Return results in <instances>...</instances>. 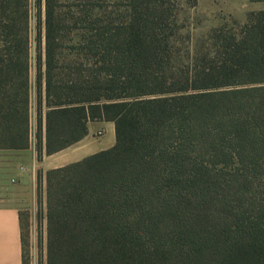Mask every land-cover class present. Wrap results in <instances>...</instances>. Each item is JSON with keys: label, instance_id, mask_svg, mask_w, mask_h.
<instances>
[{"label": "trees", "instance_id": "1", "mask_svg": "<svg viewBox=\"0 0 264 264\" xmlns=\"http://www.w3.org/2000/svg\"><path fill=\"white\" fill-rule=\"evenodd\" d=\"M62 1H32L31 57L30 0H0V150L34 141L41 161L114 125L110 149L37 173L46 264H264V10L181 71L162 66V0H128L123 20ZM161 80L182 87L146 98Z\"/></svg>", "mask_w": 264, "mask_h": 264}, {"label": "rangeland", "instance_id": "2", "mask_svg": "<svg viewBox=\"0 0 264 264\" xmlns=\"http://www.w3.org/2000/svg\"><path fill=\"white\" fill-rule=\"evenodd\" d=\"M32 1L29 2L31 57L34 52V9ZM162 1L168 10V22L174 26L173 29L166 31L168 41L172 43L171 52L173 55H170L165 61L163 60L162 66L170 65L181 71H186L185 61L194 52L207 53L216 48L217 43L208 39L210 33L218 30L224 32L236 30L246 22L248 13L264 10V3H250L249 0H196V6L193 8L187 3L188 0ZM127 6L128 0H87L83 3L75 0H63L60 10L68 14L67 11L73 12L75 8H78L83 13L89 14L97 8L106 9L117 12L119 18L123 20ZM63 35L62 53L70 55L74 53V50L70 49L68 45L71 35L66 32ZM32 75L33 72L31 71V79ZM161 82V86H153L152 83H147L144 90L146 93L151 92V95L145 97L165 96L164 93L153 94V92H159L161 89L177 90V88L182 87V85H177L172 88L164 80ZM111 143L112 137L108 133L101 141L100 147H110ZM46 227V220L39 222L38 218H35L32 224L24 225L25 264H46Z\"/></svg>", "mask_w": 264, "mask_h": 264}, {"label": "crops", "instance_id": "3", "mask_svg": "<svg viewBox=\"0 0 264 264\" xmlns=\"http://www.w3.org/2000/svg\"><path fill=\"white\" fill-rule=\"evenodd\" d=\"M102 135L97 137L96 134ZM112 137L110 147H100L105 135ZM115 143L114 125L110 122L88 124L87 135L74 146L37 160L34 141L25 150H0V264H24V225L46 220V196L42 173L81 161Z\"/></svg>", "mask_w": 264, "mask_h": 264}, {"label": "built area", "instance_id": "4", "mask_svg": "<svg viewBox=\"0 0 264 264\" xmlns=\"http://www.w3.org/2000/svg\"><path fill=\"white\" fill-rule=\"evenodd\" d=\"M101 135H102L101 132H98V133L96 134L97 137H100Z\"/></svg>", "mask_w": 264, "mask_h": 264}]
</instances>
